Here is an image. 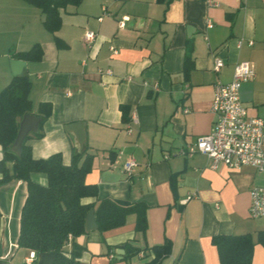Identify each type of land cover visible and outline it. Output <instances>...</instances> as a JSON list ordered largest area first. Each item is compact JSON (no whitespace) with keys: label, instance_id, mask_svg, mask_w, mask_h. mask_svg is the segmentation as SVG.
Segmentation results:
<instances>
[{"label":"crops","instance_id":"0c3cea01","mask_svg":"<svg viewBox=\"0 0 264 264\" xmlns=\"http://www.w3.org/2000/svg\"><path fill=\"white\" fill-rule=\"evenodd\" d=\"M212 1L83 0L61 11V27L51 34L38 8L0 0V91L26 75L29 115L39 118V105L51 106L24 140L32 158L60 154L69 165L73 153L88 149L95 158L85 182L97 187L98 200L147 207L145 234L135 232L130 215L122 227L76 238L78 264H150L155 246L169 247L156 264H219L212 238L245 234L254 242L251 264H264L257 242L264 217L249 216L250 191L264 185V175L250 167L212 169L206 156L184 155L211 132L214 86L230 83L239 62L255 74L241 101L249 117L264 122V0ZM86 32L95 34L89 47ZM34 45L38 61L16 58ZM214 58L223 62L219 72ZM131 159L137 166L127 177L123 166ZM30 178L47 184L44 174ZM26 195L22 181L0 185V264H25L31 252L17 246ZM130 248L144 257L124 259Z\"/></svg>","mask_w":264,"mask_h":264},{"label":"trees","instance_id":"16d2710c","mask_svg":"<svg viewBox=\"0 0 264 264\" xmlns=\"http://www.w3.org/2000/svg\"><path fill=\"white\" fill-rule=\"evenodd\" d=\"M38 8L43 15V26L51 34L61 27V11L67 7H77L83 0H21ZM170 0H157L169 3ZM57 45L61 44L55 37ZM17 59L25 62L38 61L41 58L39 45L17 54ZM31 82L26 75H19L0 91V185L12 180L26 184L27 195L24 201L17 238L18 248L36 254L55 253L53 264H78L81 248L74 240L85 235V218L89 211L94 214L97 231L104 233L126 223L130 215L135 216V232L145 234L147 229L146 210L142 203H127L112 199L98 200V189L85 182L86 175L92 170L95 156L88 149L73 153L69 165H64L60 154L47 159L35 160L26 141L20 155L11 151L19 129V120L31 114L29 92ZM51 114V106L40 104L37 115L41 124ZM128 121V118L125 119ZM40 137L41 134H35ZM11 165L9 168L8 165ZM40 173L47 177L45 186L33 182L31 174ZM96 199L94 203H84L85 199ZM70 239V240H69ZM257 242L264 247V233L257 235ZM71 245V250L67 246ZM212 244L217 249L219 264H251L254 242L250 234L216 235ZM127 247V246H126ZM155 258L150 264H156L169 252L168 246H155L151 249ZM139 254V250L130 248L124 259Z\"/></svg>","mask_w":264,"mask_h":264},{"label":"built area","instance_id":"2783aa9c","mask_svg":"<svg viewBox=\"0 0 264 264\" xmlns=\"http://www.w3.org/2000/svg\"><path fill=\"white\" fill-rule=\"evenodd\" d=\"M207 3L215 5L212 0H207ZM123 27L124 21L119 23V28ZM94 40L93 32L85 33L86 46L89 47ZM222 66L223 62L219 58H214L213 71L219 72ZM254 76L252 65L248 62H239L234 67L230 83H217L214 86L211 103L213 128L209 134L198 137L187 147L184 152L186 157L202 154L211 161L212 169H216L220 164L232 170L250 167L264 175V122L248 116L240 95L243 84L251 81ZM127 132L131 133L130 125ZM136 166L137 163L133 159L124 164L123 169L127 177L132 175ZM249 216L251 219L264 217V185L250 191ZM138 255L144 257L143 253ZM36 258L37 254L30 252L25 264H35Z\"/></svg>","mask_w":264,"mask_h":264},{"label":"water","instance_id":"95a60500","mask_svg":"<svg viewBox=\"0 0 264 264\" xmlns=\"http://www.w3.org/2000/svg\"><path fill=\"white\" fill-rule=\"evenodd\" d=\"M17 63V62H16ZM39 122H41V118L25 115L19 125V129L17 132V136L12 145L11 151L16 155H20L21 147L23 142L27 136V134L32 131L36 132ZM97 230V225L94 219V214L92 211H89L85 218V233H89L91 231ZM56 254H37V258L35 264H53L55 260Z\"/></svg>","mask_w":264,"mask_h":264}]
</instances>
